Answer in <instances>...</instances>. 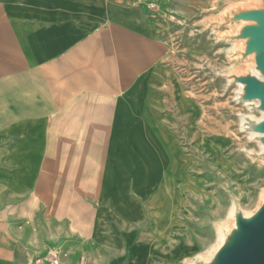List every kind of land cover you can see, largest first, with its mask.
<instances>
[{"label":"crops","instance_id":"1","mask_svg":"<svg viewBox=\"0 0 264 264\" xmlns=\"http://www.w3.org/2000/svg\"><path fill=\"white\" fill-rule=\"evenodd\" d=\"M158 3L182 17L214 6ZM160 20L142 3L0 0V264L189 252L208 128L165 67Z\"/></svg>","mask_w":264,"mask_h":264},{"label":"rangeland","instance_id":"2","mask_svg":"<svg viewBox=\"0 0 264 264\" xmlns=\"http://www.w3.org/2000/svg\"><path fill=\"white\" fill-rule=\"evenodd\" d=\"M110 1L123 7L142 3L152 16L161 18L159 34L169 48L165 67L183 93L206 112L203 123L208 128V144L202 150L194 147L197 173L202 170L204 175V195L193 199L191 232L187 236L189 252L178 261V264H193L218 243L219 227L228 221L232 210L229 194L249 214L258 207L264 193V164L245 153L260 152V148L251 141L250 133L242 132L243 116L260 118L261 115L236 101L239 86L228 88L226 79L251 64H241L230 57L231 51L242 46L240 43L220 40L222 34H232L231 27L211 25L220 22L225 12L238 5L252 4V0L228 2L218 10L211 6L189 17L162 10L158 0ZM171 17L175 20L170 21Z\"/></svg>","mask_w":264,"mask_h":264},{"label":"water","instance_id":"3","mask_svg":"<svg viewBox=\"0 0 264 264\" xmlns=\"http://www.w3.org/2000/svg\"><path fill=\"white\" fill-rule=\"evenodd\" d=\"M241 0H213L216 10L228 2ZM218 28L231 27L232 34H222L221 41L242 46L229 53L235 62L251 65L238 74L226 77L228 88L239 86L236 101L247 104L260 118L242 117V132L251 134L260 152H245L251 159L264 164V0L238 5L225 12ZM232 210L228 221L219 227V240L213 249L193 264H264V193L258 207L246 214L239 201L229 194Z\"/></svg>","mask_w":264,"mask_h":264},{"label":"built area","instance_id":"4","mask_svg":"<svg viewBox=\"0 0 264 264\" xmlns=\"http://www.w3.org/2000/svg\"><path fill=\"white\" fill-rule=\"evenodd\" d=\"M169 20L174 21L175 17H171ZM51 264H60V257L57 255H53L51 259Z\"/></svg>","mask_w":264,"mask_h":264},{"label":"bare ground","instance_id":"5","mask_svg":"<svg viewBox=\"0 0 264 264\" xmlns=\"http://www.w3.org/2000/svg\"><path fill=\"white\" fill-rule=\"evenodd\" d=\"M251 63H248V66L250 65Z\"/></svg>","mask_w":264,"mask_h":264}]
</instances>
